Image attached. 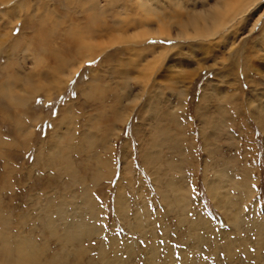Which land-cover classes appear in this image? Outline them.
I'll return each instance as SVG.
<instances>
[{
	"label": "rangeland",
	"instance_id": "rangeland-1",
	"mask_svg": "<svg viewBox=\"0 0 264 264\" xmlns=\"http://www.w3.org/2000/svg\"><path fill=\"white\" fill-rule=\"evenodd\" d=\"M36 1L15 14L3 12L17 0L0 1V264H14L32 243L44 250L42 264H264V0L250 18L246 11L226 20L223 34L204 37L188 21L215 0ZM145 3L155 5L152 15ZM98 11L104 26L87 28ZM118 17L125 33L113 32ZM35 28L47 29V48L21 51L17 69L32 80L7 91L11 39L27 42ZM183 29L188 37H177ZM123 85L130 92L119 102ZM219 104L227 118L220 133L199 116ZM165 113L180 124L171 129L181 137L174 153L186 162L168 172L164 138L153 174L143 147ZM231 159L234 182L245 170L250 180L241 190L223 180L220 191L233 202L227 214L210 187Z\"/></svg>",
	"mask_w": 264,
	"mask_h": 264
},
{
	"label": "bare ground",
	"instance_id": "bare-ground-1",
	"mask_svg": "<svg viewBox=\"0 0 264 264\" xmlns=\"http://www.w3.org/2000/svg\"><path fill=\"white\" fill-rule=\"evenodd\" d=\"M0 1H2V2H4V3H10L12 0H0ZM31 1L32 0H17V2L15 3V4H13L11 7H10V9L9 10H7V11H4L3 13H5V14H15L14 12H16L17 13V11H18V9L20 8L21 10H22V8H25V9H27V7H28V5L31 3ZM36 1V0H35ZM68 1V3L69 4H74V5H81L82 7H83V5H84V2L86 1V0H67ZM175 2H176V5H180V3H182L181 2V0H174ZM192 1V0H191ZM204 1V4H205V2H206V4L204 5V6H207L208 5V1L209 0H203ZM37 2V1H36ZM35 2V3H36ZM210 2V1H209ZM260 2H261V0H242V2H240V3H230L229 2V0H215V1H213L212 3H213V6H212V8L211 9H208V10H204L203 12H201L199 15L201 16V17H195V14L196 15H198L197 13H193L192 14V16L190 17V20L188 21V23L191 25V26H195L196 27V29H194V31L196 32V34L197 35H199V36H202V37H204V36H213V35H216V34H218L220 31H222V34H223V31H224V26H225V23H226V20H229V21H231V20H235L236 18H241V16L245 13L246 14V11H250L251 12V15L249 16V18L253 15L252 14V11H253V9H254V7L256 8L257 6H258V4H260ZM138 3V2H137ZM110 4H115V2L113 1V2H111ZM194 4H196V1L195 0H193V5ZM67 5V4H66ZM139 5V4H138ZM175 5V4H174ZM198 5V4H197ZM30 6V5H29ZM35 6V5H34ZM117 6V5H116ZM203 6V7H204ZM31 7V6H30ZM41 7V6H40ZM73 7V6H72ZM112 7H113V5H112ZM141 7L143 8V10L144 11H146V13H149V14H151L152 12H154V9H155V5H151V4H148V3H145V4H141ZM198 7V6H197ZM252 7V8H251ZM115 8V7H114ZM177 8H178V6H177ZM179 8H180V6H179ZM33 9V8H32ZM31 9V10H32ZM35 9V8H34ZM136 9V8H135ZM138 9V8H137ZM203 9H206V8H203ZM231 9V10H230ZM28 10V9H27ZM30 11V10H29ZM84 11V10H83ZM143 11V12H144ZM174 11H175V9H174ZM179 11V10H178ZM187 11V10H186ZM191 10L189 9V13H191L190 12ZM100 11H98V12H95V13H92V18L89 20V21H87V28H92V29H94L93 27H95L96 29L97 28H102V25L104 26V23H103V18H104V16H102V20L100 19V13H99ZM151 12V13H150ZM172 12H173V10H172ZM176 12V11H175ZM255 12V11H254ZM28 13V12H27ZM19 14V13H18ZM48 14V13H47ZM86 14H87V10H86ZM17 15V14H16ZM15 15V16H16ZM36 15V14H35ZM152 15V14H151ZM165 15V14H164ZM170 15V14H169ZM229 15V17L227 18V16ZM45 16H47V18L45 17ZM45 16H43V19H42V24H40L38 27L39 28H42L44 25H45V22L47 21V19H51L50 18V16L49 15H45ZM49 16V17H48ZM176 16V15H175ZM28 17V16H27ZM158 17V16H157ZM39 18H41V17H39ZM173 18V17H172ZM203 18V21L204 22H206V24H204V26H202L201 24V26L198 24L199 22V19H202ZM120 18L118 17V18H116V23H115V26L113 25L112 26V29H113V32H115V34H116V32L118 31V32H121V31H123L122 33H125L126 31L124 30L125 28H122L121 26L122 25H120L119 24V22H117V20H119ZM171 19V18H170ZM130 20V19H129ZM238 20V19H237ZM246 20H248V19H246L245 17H244V19H242V20H239V21H246ZM162 21V20H161ZM160 21V22H161ZM4 22V21H3ZM159 22V23H160ZM207 22L209 23V22H212V24H210V25H208L207 24ZM56 23H57V21H54L53 22V20H52V27L54 26V25H56ZM164 24L166 23V22H163ZM186 23V22H185ZM246 23V22H245ZM131 24H134V23H131ZM128 25L130 26V24L128 23ZM138 25V24H137ZM184 23L182 24V27H184ZM189 25V26H190ZM3 23H1L0 22V45H4V46H6V39H5V36H4V32H3ZM84 26V25H83ZM127 26V25H126ZM132 26V25H131ZM165 26V25H164ZM186 26V25H185ZM51 27V28H52ZM108 27V26H107ZM150 27V26H149ZM38 28V29H39ZM115 28V29H114ZM168 28V27H167ZM242 28V27H241ZM77 29V27L76 26H73V27H70V35H72L73 37H74V39H78L79 37H75V34L74 33H72V32H74L75 30ZM170 29H172L171 28V26H170ZM184 29H187V26L186 27H184ZM184 29H183V31H178L177 32V37H182V38H186V37H188V32H185L184 31ZM98 30V29H97ZM237 30V29H236ZM244 30V29H243ZM34 31V34H33V32H32V36H30V39H29V41H25V40H23V39H25L24 37H25V35L23 36V37H21V38H23V39H19V38H16V39H11V44H9L10 45V49H9V53H8V55H7V58H8V60H7V64H6V66H8L9 67V69L11 70V69H13L14 71H11L10 73H8V75H7V78L5 79V84H3V86H2V88L3 89H7V91H9V86H11V85H15V83L14 82H17L18 81V79H20V80H23V81H28V80H32V79H29V77L27 76V77H25V76H23L21 73L22 72H20L19 71V69H17V65H19V68L20 67H22L21 65L23 64L22 63V58L20 57V55L23 53V50L25 51L26 49H28L29 48V46L31 47V46H34V47H38V49H40V50H44V49H46L47 48V37H48V35H47V29H44V31H39V30H37L36 28L33 30ZM88 31V30H87ZM163 30H162V28L161 29H157V30H155V34H159V33H161ZM94 32V31H93ZM96 32V31H95ZM117 32V33H118ZM78 33V36H80V33L79 32H77ZM82 33V32H81ZM92 33V32H91ZM226 33V32H225ZM237 33V32H236ZM49 34V33H48ZM83 34V33H82ZM94 35H96V33H94ZM108 35V34H107ZM196 35V36H197ZM81 37H84V36H81ZM94 37V36H93ZM96 37V36H95ZM95 37H94V39H95ZM113 37H117L116 35H114ZM119 37V36H118ZM97 38V37H96ZM227 40V39H226ZM9 41V40H8ZM25 41V42H24ZM79 41L80 42H85L86 41V38H85V41H82V40H80L79 39ZM87 42V41H86ZM88 43V42H87ZM94 44H93V42L91 41L89 44H86V45H82L80 48L81 49H84V48H87V47H91V46H93ZM95 47V46H94ZM37 49V48H36ZM1 50V49H0ZM39 50V51H40ZM254 50V49H253ZM21 51H22V53H21ZM15 53H16V55L18 54L19 56H17L18 58L16 59V57H15ZM20 53V54H19ZM254 55H255V53H253ZM41 55H43V54H41ZM256 56V55H255ZM37 57H38V55H37ZM37 57H36V59H37ZM253 57V56H252ZM257 57V56H256ZM39 58V57H38ZM42 59H43V57H42ZM259 59V58H258ZM39 60V59H38ZM37 60V61H38ZM40 60H41V58H40ZM260 60V59H259ZM62 63V62H61ZM260 63H264V59H261L260 60ZM254 64H256V63H254ZM258 67V66H257ZM260 68H262V67H260ZM260 68H259V70H260ZM40 69V68H39ZM3 70H5V66H4V68H3ZM43 70V69H42ZM127 72V71H126ZM5 73H6V70H5ZM28 75V74H27ZM30 75V74H29ZM29 83H30V81H29ZM13 85V86H14ZM123 87V88H122ZM122 87H120L121 88V90H120V94H121V98H119V96L117 97L116 96V98H117V100L119 101V102H121L123 99H126V98H128V93L130 92V91H128V89H129V86L128 85H123ZM15 88H17V87H15ZM14 89V88H13ZM118 93V92H117ZM132 93V92H131ZM130 93V94H131ZM116 95H118V94H116ZM118 102V103H119ZM118 103H117V105H118ZM217 103V102H216ZM218 107H220V108H218ZM144 108H146L145 106H143V109ZM258 108V107H257ZM217 110L216 111H213V114L214 115H212V116H210L209 115V113L206 111V112H204V113H199V116L201 117V119H203L204 120V122H205V116H206V127L207 128H209V129H212V130H215V131H217V130H219V133L221 132V129H222V125H221V123L223 122V120H225V119H227L226 118V115H225V113H224V110L221 108V104H219V106L217 105V108H216ZM220 109V110H219ZM259 111H260V107H259ZM257 109H256V114L255 113H253L254 114V118H255V120H257V122H259V123H262V119H263V117L261 116V112H259ZM218 112V113H217ZM230 112V111H229ZM69 113V112H68ZM206 113H208V114H206ZM72 114V113H71ZM71 114H69L68 116H70ZM94 115V114H93ZM263 115V114H262ZM120 116V115H119ZM118 117V116H117ZM72 119H73V117H71ZM164 120H162L161 121V123H160V125L158 126V127H156V129H153V131H155L154 132V135H155V137L153 138V139H151L150 141H147V143L144 145L145 147H143L144 148V153H145V158H146V160H145V163H146V165H147V167L148 168H150V169H152L153 170V174H156L157 172H158V160H159V156H160V154H161V151H160V149L161 150H163L164 148H163V142H167V140L169 139V141H168V144L170 145V146H172V148H169V155H168V157H167V159H166V167H167V170H168V172L169 171H177V172H180L181 171V166H182V163L183 162H181L182 161V158L183 157H180V158H178V155H176L174 152V149H176V146H177V144H176V142L178 141V139L179 138H181L180 137V133H173V131H171V129H172V126L173 125H175L176 127L175 128H177V130H179V126H180V124L177 122V118H176V116H174V115H171L170 113H165V115H164ZM105 122V121H104ZM108 123V122H107ZM109 123H111V122H109ZM100 125V124H99ZM99 125H96L97 127H99ZM109 126V125H108ZM90 127H92V126H90ZM95 127V126H94ZM94 127H93V129H94ZM96 128V127H95ZM108 128H110V127H108ZM92 129V128H91ZM96 129H98V128H96ZM90 131V130H89ZM152 131V132H153ZM88 131H86V133H87ZM93 132V131H92ZM218 133V134H219ZM173 134V136H171ZM84 135V134H83ZM177 135V136H176ZM211 135V134H210ZM213 135V134H212ZM211 135V136H212ZM93 136V135H92ZM169 136H170V138H169ZM210 136V137H211ZM214 136V135H213ZM212 136V137H213ZM219 136H220V134H219ZM177 137H178V139H177ZM211 137V138H212ZM68 138H70V136H68ZM164 138H166V139H164ZM213 139V138H212ZM211 139V140H212ZM214 139H215V137H214ZM83 140V139H82ZM96 140V139H95ZM98 142V141H97ZM206 142V145L208 144V146H209V149H210V145H209V143H211V141L209 142V143H207V141H205ZM96 143V142H95ZM216 143V142H215ZM81 144H82V142H81ZM82 145H84V144H82ZM170 146H168V147H170ZM212 146V149L214 148V142H213V144L211 145ZM84 147V146H83ZM90 148L91 147V145H89V146H87L86 148ZM207 147V146H206ZM71 148H74V147H72L71 146ZM81 148V145L79 146V148H77V149H80ZM217 149V148H216ZM61 150V149H60ZM207 150H208V147H207ZM211 151V150H210ZM213 151H214V149H213ZM211 153V152H210ZM215 153V152H214ZM60 158V157H59ZM54 160V159H53ZM179 161V162H177V161ZM186 162V161H185ZM184 162V163H185ZM234 162V159H231L230 161H225V163H223V169L221 170V171H219V172H217L216 173V175H215V177H214V179H215V181H216V186H211L210 187V193L215 197V199H216V204H217V206L218 207H220V208H222L227 214H228V212L229 211H231L230 210V208H232L231 207V205L233 204V202L232 201H230L229 200V198H227L226 199V197L222 194V192L220 191L221 189V186H224V185H222V184H224L223 183V180L224 179H227L228 181H230L231 183H232V185H236L237 186V188H239L240 190L241 189H243V188H249V182H248V180H250V174H249V170H245V172H244V180L242 181V182H240L239 184H237V183H235L234 182V180L228 175V168H229V166L232 164ZM183 163V164H184ZM235 165V164H234ZM234 165H232V167L234 166ZM69 167V166H68ZM67 167V168H68ZM184 167V166H183ZM71 169V168H70ZM149 169V170H150ZM100 172V171H99ZM155 177H157L156 175H154ZM97 177V176H96ZM99 178V177H98ZM213 179V180H214ZM155 180V179H154ZM213 183V182H212ZM169 185L171 186V187H173V186H175L174 188L175 189H178V190H180V188H179V186H178V184L176 185H174L173 183H169ZM223 190V189H222ZM227 191V190H226ZM175 193V192H174ZM228 193V192H227ZM83 195V194H82ZM88 195V194H87ZM86 195V196H87ZM175 195V194H174ZM180 197V196H179ZM82 198V197H81ZM181 198V197H180ZM121 199V198H120ZM92 200V199H91ZM119 200V199H118ZM122 200V199H121ZM124 200V199H123ZM87 202V201H86ZM179 202H181V201H179ZM181 206V205H180ZM181 208V207H180ZM125 210V209H124ZM121 211V210H120ZM233 213V212H232ZM49 222H50V224H52V222H53V220H52V218L49 220ZM236 222V220H234V223ZM76 223V222H75ZM138 224V223H137ZM70 226H73V227H71L72 229H73V231L75 232V233H78L80 230H79V227L77 226V224H69ZM240 225V224H239ZM75 233H71V234H69V236H71V238L72 239H74L73 238V234H75ZM71 239V240H72ZM30 243H32V242H30ZM33 249H36V246L32 243L31 245H30V249H25V248H21V253L13 260V263L14 264H42L41 263V259H40V257L42 256V254H43V249H41L40 248V250L42 251V253L41 254H38V253H36L35 252V250H33ZM245 254L247 255V257L248 258H250V256H251V253L248 251V249H247V251H245ZM173 261V260H172ZM171 262V261H170ZM247 262V261H246ZM47 264H51V263H47ZM169 264V263H168ZM175 264V263H174Z\"/></svg>",
	"mask_w": 264,
	"mask_h": 264
},
{
	"label": "snow or ice",
	"instance_id": "snow-or-ice-1",
	"mask_svg": "<svg viewBox=\"0 0 264 264\" xmlns=\"http://www.w3.org/2000/svg\"><path fill=\"white\" fill-rule=\"evenodd\" d=\"M230 3H240L242 0H229Z\"/></svg>",
	"mask_w": 264,
	"mask_h": 264
}]
</instances>
